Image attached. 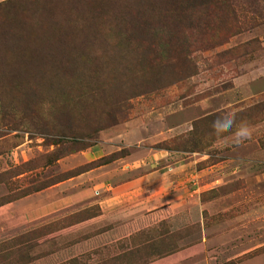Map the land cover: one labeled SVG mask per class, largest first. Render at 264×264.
Returning a JSON list of instances; mask_svg holds the SVG:
<instances>
[{
  "label": "rangeland",
  "instance_id": "rangeland-1",
  "mask_svg": "<svg viewBox=\"0 0 264 264\" xmlns=\"http://www.w3.org/2000/svg\"><path fill=\"white\" fill-rule=\"evenodd\" d=\"M0 264H264V0H0Z\"/></svg>",
  "mask_w": 264,
  "mask_h": 264
},
{
  "label": "crops",
  "instance_id": "crops-1",
  "mask_svg": "<svg viewBox=\"0 0 264 264\" xmlns=\"http://www.w3.org/2000/svg\"><path fill=\"white\" fill-rule=\"evenodd\" d=\"M156 156L154 155L153 159L156 160ZM142 171V172H141ZM139 172L140 174L136 177H133L130 181L123 182L117 188H114L110 191V193H107L105 195L104 199L99 203V208L101 212L104 214L108 211H114L119 210L127 206L128 203H131L132 205L129 207V211H138L142 210V212H149L148 216H152L156 213L163 212L164 210L171 207V202L174 201L172 197L175 195L171 194L170 189L171 184L173 183V180H177L176 177H173L169 174L167 177H165V180L172 182L169 183L170 185L161 186L160 184H156L153 187H148V183L152 180L155 181V179L158 177V170L156 169H150L147 170L144 167L140 169V171H136V173ZM180 173V172H177ZM177 173H174L175 175ZM132 174V172H131ZM172 178V179H171ZM182 177L179 176V179ZM145 181H149L146 183ZM181 180H178V182L174 181L173 185H179ZM144 183V184H143ZM146 183V184H145ZM152 185V184H151ZM175 187V186H174ZM130 188V191H126ZM121 192H117V191ZM152 191V192H151ZM151 193L155 194L157 200L164 201L162 204L158 205L157 207H152L153 203L150 201L151 199ZM163 194V195H162ZM145 195H148L146 198ZM129 197L126 199V197ZM144 197V198H142ZM161 198V199H160ZM131 200V201H130ZM152 210V211H151Z\"/></svg>",
  "mask_w": 264,
  "mask_h": 264
},
{
  "label": "clouds",
  "instance_id": "clouds-1",
  "mask_svg": "<svg viewBox=\"0 0 264 264\" xmlns=\"http://www.w3.org/2000/svg\"><path fill=\"white\" fill-rule=\"evenodd\" d=\"M213 134L217 138H223L224 134L231 133L234 143L237 146L243 145L245 142L251 140L254 132L253 127L247 121L237 122L234 112H225L218 116L212 122Z\"/></svg>",
  "mask_w": 264,
  "mask_h": 264
}]
</instances>
